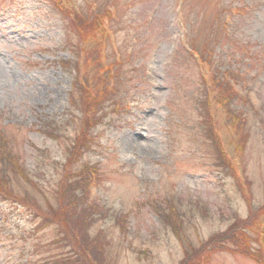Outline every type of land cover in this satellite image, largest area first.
Listing matches in <instances>:
<instances>
[{"label":"rangeland","instance_id":"rangeland-1","mask_svg":"<svg viewBox=\"0 0 264 264\" xmlns=\"http://www.w3.org/2000/svg\"><path fill=\"white\" fill-rule=\"evenodd\" d=\"M73 1L88 20L104 8L114 13L104 22L111 36L86 46L83 66L90 85L99 84L97 95L103 97L111 78L115 86L84 162L77 152L83 111L69 100L81 103L82 91L71 90L76 72L69 61L79 57L78 32L90 26L70 27L53 0H0V132L40 187L14 175L15 192L32 199L23 205L0 198V264H93L80 248L101 258L99 264H193L205 255L209 264H259L237 252L234 233L250 220L252 207L264 205V0ZM99 50L114 76L96 66ZM207 67L211 82L228 74L246 97L229 108L245 122L241 156L229 143L221 158L216 140L203 133L199 103ZM115 102L128 105L116 110ZM216 117L225 136V112L218 109ZM54 120L63 123L58 139L49 133ZM67 148L73 175L60 187ZM231 156L250 185L252 207ZM95 168L100 178L88 207L85 191ZM60 193L67 194L61 203ZM64 212L72 215L70 227L78 226L75 214L87 224L88 242L80 233L71 244L54 245L66 223L52 218Z\"/></svg>","mask_w":264,"mask_h":264},{"label":"trees","instance_id":"trees-1","mask_svg":"<svg viewBox=\"0 0 264 264\" xmlns=\"http://www.w3.org/2000/svg\"><path fill=\"white\" fill-rule=\"evenodd\" d=\"M57 2V4L59 5L58 7L61 8V10L65 13V17L70 19V27L75 28L76 24H81V25H89L90 29L88 28L87 32L82 31L80 33V31L78 32V37H79V41L81 43L78 44V47H85L87 45H89L91 39H95L96 42L99 41L100 38H106V33L104 32L103 28V23L105 21H109L112 19L113 15L109 12V11H105V10H101L98 14H95L91 19H87L86 14L81 13L80 11H78L77 7L72 6L73 4H70V2H68L69 5H67V7H61L60 6V2L62 0H55ZM62 12V13H63ZM103 26V27H102ZM104 42V41H103ZM102 42V43H103ZM97 46V45H96ZM99 47V46H98ZM103 51L99 50V55L98 57V62L97 63V67L99 68H103L104 67V71L107 70V72H109V75L112 76L110 74V72H113L114 74L117 73V71H113V69L111 68L110 65L108 66H104L101 62L100 59V53H102ZM72 61H69V63L71 64ZM74 63V65H72ZM73 63L71 64V66H75L74 70L76 72L75 77L73 78V83H72V88L71 90H81L82 91V95H81V103L76 101L75 99H69L70 100V104L76 108L77 110H82L83 111V118L81 120V127H80V134H81V143L79 145L80 150H78V147H75V150L77 152H79L81 155L83 154V149L86 148L92 141V136H91V130L93 129V126H96L97 124H99L100 122H102L104 114H105V102H106V97H110L111 96V92H109L111 89L108 87V85H106V83L104 84V86L106 85V87L103 86V88H105V93H102V98H100L97 95V91H95L96 89V85H99L98 83L95 84V87L93 88L92 85H90L89 81L87 80V70H85V66H83V72L81 73V66L80 64L77 62V60L73 61ZM216 76L218 75L215 74ZM227 75H225L224 79L221 80L220 78H214V81L212 79V89L211 90H207L205 89V98H203L202 100H200V105H201V113H204L206 115V120L204 121V127L206 130V134L209 138H212L214 140H216V145L219 146V151H220V155L222 156L221 158H223V156L226 152L227 149L225 147V145L223 144L222 139L220 138V136H218L216 130L214 129V124H212V105L214 102H216L217 105L221 104L224 105L223 107L227 108V113L228 116L233 119V117L235 115H233L231 113V111L229 110V108H231L233 102L235 101V98H237L238 93L237 91L233 88V86L231 85L230 81L227 79ZM230 76V75H229ZM233 78V77H232ZM235 79V78H234ZM223 84H225L224 89H222V91H216V87L218 85L223 86ZM224 90V92H223ZM72 96V95H71ZM75 116V114H74ZM74 118V117H72ZM236 119V123L238 126V122H237V118ZM55 122L52 124L53 121H49V124H52L50 126L51 130L53 133H51V136L56 139L55 137H59L61 135V125L62 122H56V120H54ZM234 123V122H233ZM235 125V124H234ZM46 131L48 132L49 128L47 127L44 128ZM55 129L57 130L55 132ZM240 130V133L242 132V129H240V127L238 128ZM60 130V131H59ZM216 136V137H213ZM13 145L10 144L9 138L6 134H4V132H0V197L3 198V200H11L13 202H19V203H25V201L31 200L33 197V194L29 193V194H19L17 192H15V187L12 186L13 182H12V176L14 175H23L22 177L24 178L25 182L31 183V185L36 186L35 189L40 188L38 184H35L34 180L29 177L27 174L28 172H26L23 164H21L20 162V157L14 153L15 151H13L12 148ZM3 147V149H2ZM67 150V151H66ZM66 153H65V157L68 158V164H66V166L64 167V175H63V179L59 182L60 183V187H62L63 184V180L67 179L68 177H70L71 175H73V173L71 172V169L69 170L70 166L73 165V162H71V158L68 156V153L70 150L66 149ZM73 159H75V157H73ZM223 164L225 167L223 168V171L226 172L227 168L229 167V165H227V161L225 159H223ZM232 163V162H231ZM232 165V164H231ZM220 166V165H219ZM221 167V166H220ZM233 169L235 171L236 174V168L233 166ZM91 175V174H90ZM237 177V175H236ZM90 181V180H89ZM58 183V184H59ZM89 184V182H88ZM88 184L86 186V191L85 193H87V187ZM39 191V190H38ZM61 191V190H60ZM41 192V191H40ZM65 196H67V194H61L60 193V197H59V203H61V199L65 198ZM81 198H78V201ZM49 199H47L46 204H50ZM79 205L83 203L78 202ZM75 214V212L73 213ZM253 216L252 219L248 222V223H243L241 226H239V228L235 229V233H234V237H236L237 241L234 239V243L236 244L237 248V252L244 254V256L246 254L249 255H253V253H251L250 251H246V247L243 246V244L245 242H248L249 238H251L250 234L248 231H251V229L258 235L259 233H261L264 230V227L262 226L263 224L261 223L260 218L262 217V215L264 214V207H261L258 211V213L255 214V212H253ZM78 220V226L75 227V224H72V227H70V225H67L66 221L71 218V214H68L67 212L65 213H61V214H57V216L52 218V222H57L60 223V225L65 224V228L63 229V233L64 235H58V237L56 236L55 240H53L52 242L54 243V245H65V241L67 242V240H69V243L71 244L73 241H75V236H77V234H82L80 236V239L85 240L88 242V238H87V234L86 233V223H84V221H79V215L75 214ZM84 217V215H83ZM84 219V218H81ZM49 224L51 223V219H47L44 221L43 224ZM44 226V225H43ZM41 226V228H45ZM263 227V228H262ZM262 228V229H261ZM83 230V231H82ZM62 233V234H63ZM71 233V234H70ZM70 234V236L68 235ZM233 237V238H234ZM87 239V240H86ZM252 239V238H251ZM238 246V247H237ZM88 247V245L85 246V248ZM83 252L85 253L84 255L86 256L85 258H87L88 254H90L89 252H84L83 248H80ZM79 249V251H80ZM76 251V249H74ZM73 250L71 249L70 253H72ZM91 254H93V252H91ZM210 254V253H209ZM209 256V255H206ZM264 256V253L261 250H256L255 251V255L254 257L257 260L262 261V257ZM97 261L99 262V260H101V258H96ZM86 260V259H85ZM199 261V259H198ZM198 261H196L193 264H197Z\"/></svg>","mask_w":264,"mask_h":264}]
</instances>
